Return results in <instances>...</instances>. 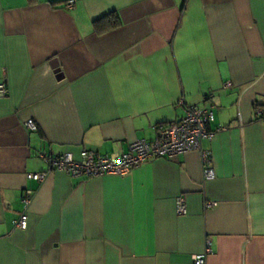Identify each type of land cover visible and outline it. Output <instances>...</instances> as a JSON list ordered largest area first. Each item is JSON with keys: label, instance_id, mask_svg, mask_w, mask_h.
Listing matches in <instances>:
<instances>
[{"label": "crops", "instance_id": "obj_1", "mask_svg": "<svg viewBox=\"0 0 264 264\" xmlns=\"http://www.w3.org/2000/svg\"><path fill=\"white\" fill-rule=\"evenodd\" d=\"M67 1L0 0V264H192L206 239L205 264H264V0ZM110 12L119 26L97 32ZM181 98L224 127L200 144L213 179L200 150L125 176L27 179L47 170L39 152L115 158L153 140Z\"/></svg>", "mask_w": 264, "mask_h": 264}, {"label": "built area", "instance_id": "obj_2", "mask_svg": "<svg viewBox=\"0 0 264 264\" xmlns=\"http://www.w3.org/2000/svg\"><path fill=\"white\" fill-rule=\"evenodd\" d=\"M67 6L73 4V0H68ZM9 89L4 80L0 81V99L6 97ZM183 98L179 104H184ZM264 111H259L262 115ZM214 121V112L210 107H202L185 103L184 115L177 121L160 123L155 125V137L151 141L143 139L136 140L130 144L128 150L118 157L111 158L99 155L90 150H82L78 160H75L71 153L48 154L39 152L40 158L46 165L44 172L29 173L27 179L41 181L48 172L62 171L71 176L96 177L102 175L125 176L134 168L143 163L158 158H175L193 150H200L202 162V174L205 180H211L215 177L214 169L210 164L206 152L200 149L203 139L211 140L216 132L224 129L217 127L215 130L208 128ZM24 126L29 132L38 130L37 123L29 118L24 121ZM32 190L25 188L21 194L20 201L22 210L13 220V226L20 230L27 228L28 207L31 202ZM215 203L206 201V208L212 207ZM175 211L177 215H185L187 212L186 199L183 194L175 198ZM211 253L210 240L206 239L205 248L202 255H193L192 264H205V257Z\"/></svg>", "mask_w": 264, "mask_h": 264}, {"label": "trees", "instance_id": "obj_3", "mask_svg": "<svg viewBox=\"0 0 264 264\" xmlns=\"http://www.w3.org/2000/svg\"><path fill=\"white\" fill-rule=\"evenodd\" d=\"M120 20L117 12H110L98 19L93 21V26L97 32H101L108 29H113L118 27ZM264 116V113L262 114Z\"/></svg>", "mask_w": 264, "mask_h": 264}]
</instances>
